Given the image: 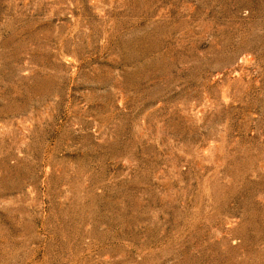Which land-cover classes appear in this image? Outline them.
<instances>
[{
  "label": "rangeland",
  "instance_id": "rangeland-1",
  "mask_svg": "<svg viewBox=\"0 0 264 264\" xmlns=\"http://www.w3.org/2000/svg\"><path fill=\"white\" fill-rule=\"evenodd\" d=\"M0 264H264V0H0Z\"/></svg>",
  "mask_w": 264,
  "mask_h": 264
}]
</instances>
